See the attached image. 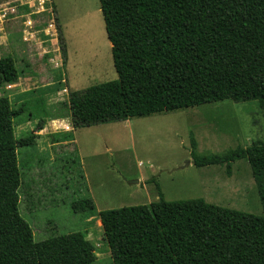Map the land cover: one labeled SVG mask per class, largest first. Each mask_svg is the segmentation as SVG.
<instances>
[{"label": "trees", "instance_id": "obj_1", "mask_svg": "<svg viewBox=\"0 0 264 264\" xmlns=\"http://www.w3.org/2000/svg\"><path fill=\"white\" fill-rule=\"evenodd\" d=\"M118 80L70 93L75 129L171 114L225 102L264 109V0H99ZM29 12V7H22ZM57 20L65 57L66 39ZM21 77L35 73L29 64ZM0 96V264H41L33 229L23 217L17 116ZM25 110V108L23 109ZM195 166L246 159L264 207V144ZM97 215L113 264H264V217L202 199L158 202L97 214L91 199L74 203ZM41 208H35V211ZM90 263L96 259L86 244Z\"/></svg>", "mask_w": 264, "mask_h": 264}, {"label": "rangeland", "instance_id": "obj_2", "mask_svg": "<svg viewBox=\"0 0 264 264\" xmlns=\"http://www.w3.org/2000/svg\"><path fill=\"white\" fill-rule=\"evenodd\" d=\"M24 5H29V12L18 10L25 11L23 14L35 22V27L41 30L47 27V34L30 30L35 37L31 35L29 42L24 40L27 17L14 19L6 12ZM39 8L38 0H0V96L9 93L8 85L17 83L21 77L19 70L29 64L30 70H36L39 76L23 77L30 78L23 81L22 87L31 88L32 96L19 109L25 108L19 120L34 119L37 126L51 112L47 98L41 97L47 90L50 104L56 107L69 102L71 92L118 80L99 0H51L50 10L45 8L41 14ZM56 18L66 38L65 57ZM50 24L52 29H48ZM8 38L9 43L2 42ZM37 82L46 84L47 89L40 93L33 90ZM13 102L17 103L14 98ZM62 114H67L66 107H62ZM21 128L17 126L18 140L32 134L31 125ZM192 137L197 141L198 155L206 157L224 156L256 142L264 144V109L254 102H225L81 128L77 138L79 151L69 147L41 169L21 166L25 153L30 155L28 147L21 148L23 184L30 187L37 207L46 204V209L50 207L36 217L23 215L35 225L41 264H113L101 221L91 219L93 216L86 212L78 214L70 202L90 198L81 179V168H87L91 188L95 190L97 214L150 206L162 194L168 202L202 199L209 205L264 217L249 161L199 168L192 156ZM51 154L32 152L37 161L50 159ZM57 173L64 178L63 193ZM52 232L61 237L44 240ZM86 244L93 247L96 260L92 263Z\"/></svg>", "mask_w": 264, "mask_h": 264}, {"label": "crops", "instance_id": "obj_3", "mask_svg": "<svg viewBox=\"0 0 264 264\" xmlns=\"http://www.w3.org/2000/svg\"><path fill=\"white\" fill-rule=\"evenodd\" d=\"M21 10V8H20ZM25 12V11H23ZM26 13V12H25ZM24 17H27L28 20V16L25 14ZM18 18H21L18 17ZM15 19V18H14ZM31 20V19H30ZM32 21V20H31ZM26 22H24V25L26 26ZM48 25V29H49ZM27 27V26H26ZM47 27L44 30H41V28L39 29L38 27H35V23H34V27L33 29H30L29 27H27V29L24 31V40L26 42L30 41V37H29V33L32 31H36L38 30L41 33L47 34ZM2 29H0L1 32ZM28 31V34H26L25 32ZM48 37V36H46ZM27 39V40H26ZM66 39V38H65ZM8 41V43L10 42V38H8L7 40L2 39V42H6ZM0 65H2V60L0 58ZM33 72H35V74H37V76H39V73L36 70H33ZM1 66H0V79H1ZM30 78H23V77H19L18 82L15 84H10L8 85L7 89L9 90V93L6 92L4 93V95H1V97H8L12 103L11 108L13 109V111L15 112V114L17 115L14 119V125H15V130L17 133V126H23V129H25V127L27 125H31L32 128V134L29 135L27 138L28 139L30 137L33 138V142L31 144H29L27 148L28 151H30V155H28V152L25 153V156L23 158V164L21 165L24 168H35V169H41L43 167H45L49 162L53 163L56 159H57V155L58 153L64 152L65 150L69 149V147H76V151H79L78 148V130L80 129H75L73 127V123H72V119H71V114L69 111L70 108V102H65L62 103L56 107L52 106L49 102V96L48 94V90L46 93L41 94V97L44 98V100L47 98V102L49 104V106H51V112L50 115L47 117V119H45L44 121H41L39 123V125H35V122H37V120H29L28 122H21L19 120L20 114H23V110H19L21 108V106L24 105V102L27 101V97L32 96V94L30 95L29 92L32 90L30 89H25L24 87H22L23 81L27 80ZM33 79V78H32ZM1 81V80H0ZM36 89L33 90H38L39 93L41 90L43 89H47V85L46 84H39L38 82L36 83ZM1 88V87H0ZM0 94H2V91L0 90ZM9 94V95H7ZM13 98L16 100L17 103L13 102ZM66 107L67 109V114L64 116L62 114V107ZM61 107V109H60ZM54 110V111H53ZM35 125V127L33 126ZM37 126V127H36ZM17 135V134H16ZM21 137V136H20ZM23 147V148H26ZM70 148V149H71ZM32 152H43V154L47 153V152H51L52 156H50V159L46 158H39L38 161L36 160V157L32 155ZM20 166V167H21ZM53 168H56V165L53 166ZM59 168V167H58ZM81 179H83L84 183L86 184V188L88 190V195L90 198H86V199H91L95 205V210H96V204L98 203V199L97 196L95 195V190H93L91 188L90 185V177L88 174V170L87 168H81ZM57 175L60 177L59 178V186H60V192L63 193L65 191V185H64V178H62V176H60V174L57 173ZM66 181H68L66 179ZM65 181V182H66ZM24 183V181H23ZM24 185V184H23ZM22 185V192L21 194V209L23 211V215L24 217H29V216H33L36 217L37 214L41 213L42 211L48 210L50 207L47 208V204L44 206H39L36 205V203L34 202V197L32 195V193H30L31 189L30 187L25 188V185ZM106 187V183L104 184V188ZM25 201V202H24ZM71 204H74V202L70 201ZM27 205V206H24ZM25 207V208H24ZM35 208H41L38 211H35ZM97 212V210H96ZM79 213H85V212H77ZM100 214V213H98ZM98 217L93 216L91 219H95ZM34 220V218H33ZM32 220V221H33ZM101 223V222H100ZM33 225V223H31ZM30 224V225H31ZM32 229H33V233L35 236V225H33ZM102 227V224H101ZM58 236L61 237L58 233H54L52 232L50 235H48V237L44 240L49 241L50 237H53L51 239H54V237ZM65 236V234H64ZM37 243V242H36Z\"/></svg>", "mask_w": 264, "mask_h": 264}, {"label": "built area", "instance_id": "obj_4", "mask_svg": "<svg viewBox=\"0 0 264 264\" xmlns=\"http://www.w3.org/2000/svg\"><path fill=\"white\" fill-rule=\"evenodd\" d=\"M38 2H39V6H40V8H39V11L38 12H41V14L43 13V12H45L46 10H45V8L46 9H48V10H50V3H51V0H38ZM25 6V5H24ZM24 6H19V7H14V8H12V9H8V11H6V12H9L11 15H13L14 16V18L15 19H18V17H24L25 15L23 14V11H19L18 9L19 8H22V7H24ZM27 6H29V5H27ZM47 6V7H46ZM37 12V13H38ZM5 19V18H4ZM34 23L35 22H33V21H31L29 18H28V20H27V22H26V26L27 27H29L30 29H33V27H34ZM52 25L50 24V26H49V28H51L52 29ZM35 32H39L38 30H36ZM26 34H28V31H26L25 32ZM33 36V37H35V35L34 34H32L31 32L29 33V37L30 36ZM27 40V39H26Z\"/></svg>", "mask_w": 264, "mask_h": 264}]
</instances>
